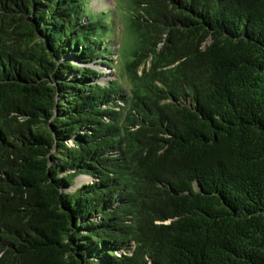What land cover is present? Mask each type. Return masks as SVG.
<instances>
[{
	"label": "trees",
	"instance_id": "16d2710c",
	"mask_svg": "<svg viewBox=\"0 0 264 264\" xmlns=\"http://www.w3.org/2000/svg\"><path fill=\"white\" fill-rule=\"evenodd\" d=\"M89 2L0 0V264H264V0H126L129 86Z\"/></svg>",
	"mask_w": 264,
	"mask_h": 264
},
{
	"label": "rangeland",
	"instance_id": "374dc122",
	"mask_svg": "<svg viewBox=\"0 0 264 264\" xmlns=\"http://www.w3.org/2000/svg\"><path fill=\"white\" fill-rule=\"evenodd\" d=\"M89 4L96 11H102L105 9L111 10L108 16L114 19L113 22H111V28L108 34L111 33L112 34L111 37L114 39L113 47L115 48V51H113L111 60L114 63L115 67L112 68L110 66L102 65L101 63L100 64L92 63V66L96 69H100L101 72L103 73V76H105V78H101L98 80L100 82H106V80L118 78L122 85L129 86L130 81L127 79L123 65V61L127 56L121 54L122 53L121 48H119L120 51L117 50L120 45L122 46L126 42V40H129L128 39L129 37L128 35H126V31L124 30L123 27L124 23L128 21V13L126 12V7H125L126 0H90ZM85 10L88 11L86 8ZM89 180L90 178L79 176L76 179V182L77 184H83Z\"/></svg>",
	"mask_w": 264,
	"mask_h": 264
}]
</instances>
